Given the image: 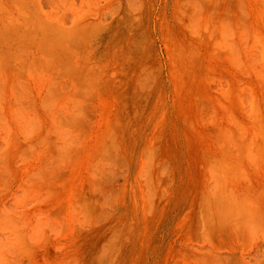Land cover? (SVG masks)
Instances as JSON below:
<instances>
[{
  "label": "rangeland",
  "instance_id": "rangeland-1",
  "mask_svg": "<svg viewBox=\"0 0 264 264\" xmlns=\"http://www.w3.org/2000/svg\"><path fill=\"white\" fill-rule=\"evenodd\" d=\"M0 264H264V0H0Z\"/></svg>",
  "mask_w": 264,
  "mask_h": 264
}]
</instances>
